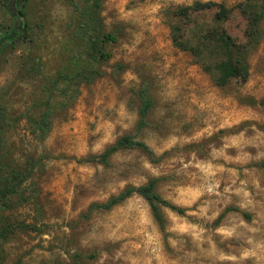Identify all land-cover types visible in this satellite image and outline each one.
I'll use <instances>...</instances> for the list:
<instances>
[{"label": "rangeland", "instance_id": "374dc122", "mask_svg": "<svg viewBox=\"0 0 264 264\" xmlns=\"http://www.w3.org/2000/svg\"><path fill=\"white\" fill-rule=\"evenodd\" d=\"M78 1L0 0V31L28 30L0 46V107L13 120L6 147L16 165L40 163L39 208L4 213L11 232L0 243V264H264V38L250 54L249 79L226 87L173 42L174 11L197 1L233 8L226 25L244 42L246 20L236 8L244 0H104L105 30L118 38L108 45L105 75L83 85L39 142L20 117L40 95L38 74H54L76 52L71 3ZM17 8L24 16L16 26ZM195 17L205 25L213 12ZM143 84L155 106L140 138L155 159L128 149L109 165L87 161L135 132ZM153 177L183 209L164 208L166 230L137 194L89 214L93 202Z\"/></svg>", "mask_w": 264, "mask_h": 264}, {"label": "trees", "instance_id": "16d2710c", "mask_svg": "<svg viewBox=\"0 0 264 264\" xmlns=\"http://www.w3.org/2000/svg\"><path fill=\"white\" fill-rule=\"evenodd\" d=\"M103 1L80 0L71 3L76 22L72 40L76 52L70 54L67 63L54 74H38L42 82L40 95L20 118L27 121L30 133L39 142L49 137L54 118L79 98L83 85L92 84L105 75L102 66L112 57L108 45L118 38L114 33L105 30L101 14ZM236 8L246 20L244 42H238L228 31L226 23L233 8L223 2L197 1L174 11V16L180 19L172 27L174 45L189 51L219 87H226L235 80L245 82L249 79L250 54L259 47L264 38V0H244ZM207 10L213 12V18L204 25L197 21L195 14ZM20 14L24 16L22 8ZM26 27L23 24L25 31L21 34L11 31V28L9 32L6 29L0 31V46L7 39L14 42L18 36H26ZM33 64L34 70H37L39 62L35 60ZM123 66L117 65L116 71L123 70ZM138 96L140 108L135 132L120 136L103 152L87 157V161L109 165L113 155L128 149L140 150L155 159L154 150L140 138L149 124L148 117L154 109L155 99L147 84L140 87ZM8 122L13 123L10 114L6 113L4 107H0V243L11 232L5 212L25 204L39 208V189L33 183V178L40 163L29 158L26 165H16L6 147L5 129ZM158 183L159 178L153 177L142 184H130L104 202H93L89 207V214L98 210H111L137 194L148 202L156 222L162 230H166L167 217L164 208L169 207L181 213L183 209L163 197L158 190ZM28 226L30 225H26Z\"/></svg>", "mask_w": 264, "mask_h": 264}, {"label": "flooded vegetation", "instance_id": "af4514ba", "mask_svg": "<svg viewBox=\"0 0 264 264\" xmlns=\"http://www.w3.org/2000/svg\"><path fill=\"white\" fill-rule=\"evenodd\" d=\"M18 9V8H17ZM18 14L16 16H14V24L16 25L17 24V21L18 20H21L22 19V14H20V9L17 10ZM17 26V25H16Z\"/></svg>", "mask_w": 264, "mask_h": 264}]
</instances>
